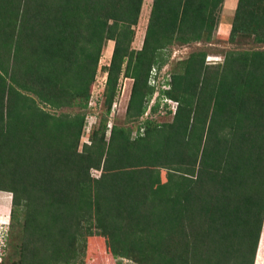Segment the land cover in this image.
I'll list each match as a JSON object with an SVG mask.
<instances>
[{
    "label": "trees",
    "instance_id": "obj_1",
    "mask_svg": "<svg viewBox=\"0 0 264 264\" xmlns=\"http://www.w3.org/2000/svg\"><path fill=\"white\" fill-rule=\"evenodd\" d=\"M223 2L153 0L137 49L144 0H0V190L12 193L1 262L85 264L88 238L100 236L114 257L137 264H255L264 0H238L229 33L256 47L228 50L217 64L206 50L177 61L150 109L175 100V113L164 106L172 120H140L165 50L210 41ZM108 40L104 112L83 142ZM122 76L133 80L126 122H141L109 128Z\"/></svg>",
    "mask_w": 264,
    "mask_h": 264
},
{
    "label": "rangeland",
    "instance_id": "obj_2",
    "mask_svg": "<svg viewBox=\"0 0 264 264\" xmlns=\"http://www.w3.org/2000/svg\"><path fill=\"white\" fill-rule=\"evenodd\" d=\"M152 1L153 0H144L139 21L136 26V34L133 42L134 48L139 49L142 46L143 38L145 35L148 18L151 10ZM237 2L238 0H224L219 12L218 27L213 35V38L210 41H199L185 45L174 44L169 46L165 50L166 63L161 67L160 71H158L157 82H163L166 81V79H169L170 78L169 72L170 69L173 67V65L177 61L183 58H187L189 54L192 53L193 51L206 50L208 52L207 55L209 56L208 58L211 59L210 64H217L224 60V54L228 50H241V49L256 47L255 44L233 43L229 40V33L231 30L234 11ZM113 47H114V41L108 40L100 58L99 68L96 75V81L93 85V91H92V107L89 108V111L87 113L88 127L82 138L83 142L88 141L92 126L96 124L101 114H103L104 112L103 90L106 79V72L104 71L103 66L109 64L113 52ZM132 82L133 80L129 77H124V76L121 77L119 93L115 100L116 107L115 110L114 111L112 110L109 115V128L115 123L120 125H124L127 123L131 125L138 124L139 122H141L140 120H144L146 117L153 118L160 123L164 121L172 120L173 115L166 114L165 112L166 110L163 107L164 105L162 106V103L160 109L156 113L151 114L150 106L152 105L153 102L150 99L148 103V108L146 110V112L149 111L148 115H143L140 118L139 122L138 121L126 122L125 114L130 97ZM58 111L73 112V110L67 108H63ZM135 129H134V134L136 133ZM92 173L95 175H99L100 170L94 169ZM165 175L166 173L165 171H163L162 173L163 179H165L166 177ZM11 203H12V193L9 191L0 190V234L2 233L4 234V232L8 228V224L10 222ZM259 248L261 249V252L259 251L260 250ZM259 248H258V254L256 257L255 264H264V228L261 235ZM9 251L10 250L8 248L0 247L1 258L3 259L8 258V256L10 255ZM117 262H120V264H137L135 261L130 259H126V258L121 259L118 257H114L106 248L104 238L100 236L88 238L86 255H85V264H117ZM0 264H4L3 261L2 262L0 261Z\"/></svg>",
    "mask_w": 264,
    "mask_h": 264
},
{
    "label": "built area",
    "instance_id": "obj_3",
    "mask_svg": "<svg viewBox=\"0 0 264 264\" xmlns=\"http://www.w3.org/2000/svg\"><path fill=\"white\" fill-rule=\"evenodd\" d=\"M158 80H155V79H152L151 80V83L152 84H157V86H156V91L154 92L155 94H153V98H151V100H152V105L155 103V101L157 100V98H158V96H159V94H160V89H159V82H157ZM157 87H158V89H157ZM166 87H168V86H166ZM161 101H162V106L164 105L165 106V103H168L169 104V107H168V109L169 110H171L172 111V113H175V111H176V108H177V105H178V102L177 101H175V100H172V99H170V98H167L166 96H163L162 97V99H161ZM174 103V104H173ZM151 105V106H152ZM151 106H150V109H151ZM163 106V107H164ZM115 107H116V102H114V104H113V108H112V110L114 111L115 110ZM148 113H149V111L148 112H145L144 113V115H148Z\"/></svg>",
    "mask_w": 264,
    "mask_h": 264
},
{
    "label": "clouds",
    "instance_id": "obj_4",
    "mask_svg": "<svg viewBox=\"0 0 264 264\" xmlns=\"http://www.w3.org/2000/svg\"><path fill=\"white\" fill-rule=\"evenodd\" d=\"M209 56H207V62L210 63L211 59L208 58ZM169 105V104H168Z\"/></svg>",
    "mask_w": 264,
    "mask_h": 264
},
{
    "label": "bare ground",
    "instance_id": "obj_5",
    "mask_svg": "<svg viewBox=\"0 0 264 264\" xmlns=\"http://www.w3.org/2000/svg\"><path fill=\"white\" fill-rule=\"evenodd\" d=\"M260 248H261V247H260ZM260 248H259V249H260ZM259 251L261 252V249H260Z\"/></svg>",
    "mask_w": 264,
    "mask_h": 264
}]
</instances>
